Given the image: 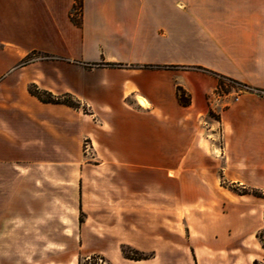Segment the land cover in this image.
<instances>
[{"label": "crops", "instance_id": "obj_1", "mask_svg": "<svg viewBox=\"0 0 264 264\" xmlns=\"http://www.w3.org/2000/svg\"><path fill=\"white\" fill-rule=\"evenodd\" d=\"M74 2L0 0V244L29 241L36 223L55 227V233L39 238L54 244L44 264H78L79 257L93 254L110 264H253L262 255L255 233L264 224L249 204L225 203L217 187L194 192L222 195L215 205L203 198L162 205L160 195L167 193L160 189L125 190L128 197L112 209L92 218L87 212L83 220L79 180L67 187L70 202L59 197L48 202L50 194H66L58 165L65 159L47 153L49 126L34 119L43 122L64 109L35 102L27 87L68 93L96 114L122 116L130 126L126 137L141 148L217 146L218 157L211 156L223 163L225 178L264 190V0H83L80 25L70 17ZM32 50L53 58L17 66ZM143 64L160 67L140 68ZM190 66L257 90L218 95L217 78ZM177 86L189 104L178 101ZM210 109L218 118L204 120ZM60 120L56 116L55 122ZM204 130L219 135L217 143L202 138ZM167 132L183 134L184 141L177 143ZM171 152L178 157L172 161L186 160V151ZM113 157L152 161L147 154ZM49 163L57 164L55 171H48ZM100 191L107 190L89 194ZM165 212L170 216L163 217ZM261 218L264 222L263 210ZM122 244L149 255L125 258Z\"/></svg>", "mask_w": 264, "mask_h": 264}, {"label": "rangeland", "instance_id": "obj_2", "mask_svg": "<svg viewBox=\"0 0 264 264\" xmlns=\"http://www.w3.org/2000/svg\"><path fill=\"white\" fill-rule=\"evenodd\" d=\"M73 16L77 19L80 18V9L74 12ZM30 56L40 57L41 53L31 52ZM23 58L18 61L17 66H23L32 62H25ZM120 67L125 66L121 64ZM165 69L170 70L174 68L167 67ZM241 92H243V90L237 85L232 87L228 85L226 94L229 93V95L234 97ZM62 94L66 95L60 98L61 101L76 104L78 107L74 108L65 104H59L63 106V115L52 114L50 112L48 118H41L44 119L43 122L40 119H34L36 124H47L49 126L50 132L46 141L47 146H45L47 153L53 156H63L65 159L64 163H59L58 165L64 172L66 194L61 196V198L56 194H50L48 195V202L56 203L58 197L59 199H63L66 203L70 202L72 200V195L68 193L67 187H72L73 182L75 186H77V180H79L82 198L84 199V211L80 213L79 218L83 220L88 214L89 216L87 217L92 218L95 215L104 213L105 210L112 209L114 203L128 197L125 194V192H127L125 190L160 189V192L167 193L160 195L159 202L162 205L174 201L190 203L199 201L198 199L200 198H203L205 202L209 204L215 205L222 195H196L194 192H196L195 189L200 187H217L224 191L225 203L241 201L249 204L250 208L253 210L252 213H256L259 216L261 225L264 224L261 218L262 210H264V198L253 195L239 197V194L236 192L246 190L243 189V187L249 188L251 186L241 185L224 177L222 171L223 163L217 162V159H215L216 157H213H218L219 147L177 146L171 149L166 148V150L164 148L160 150V148L153 147H138L136 145L138 143L136 139L126 137V131L130 126L123 123L122 116L96 114L68 93H55L54 95ZM222 95L224 94L222 93ZM42 96L47 98L46 94ZM34 100L37 103L41 102L36 97ZM72 109L77 110L78 113H75ZM56 116H58V118L62 116L63 120H60L59 123L55 122ZM214 118H218V115L210 109L208 116L204 118V120L208 119L212 121ZM133 126L136 127V124L132 125V127ZM200 126L205 128L204 124ZM201 134L202 138L214 139L216 143L218 139H220L219 135L214 136L210 134V132H206V130L202 131ZM54 135H58L59 138L55 139ZM166 135L169 138H175L177 143L184 141V135L181 133L167 132ZM40 143V140L34 141V144L40 145ZM38 148H40V146H38ZM171 151H176L175 154L182 153L183 156L186 151V157L181 156L186 160L172 161L171 159L178 157L172 156ZM136 154H147L148 158L152 159V161L118 162L116 161L117 157H113L115 155L122 157ZM211 154L213 156H211ZM21 164L26 166V164ZM46 165H48L49 172L56 170V168L53 169V166H57V164L49 163ZM94 189L107 191H100L102 193L95 195L89 194ZM181 189L185 190L181 194H168L178 192V190ZM258 189L264 193L263 189ZM144 197L151 198L152 195H144ZM46 201L47 200H43V203ZM147 202L150 201L146 199L145 203ZM39 203L41 202L39 201L38 205ZM91 203L93 206L90 205ZM55 213V210L49 211V214ZM169 216V213H163V217L167 218ZM53 233H55V227L47 226L37 228L36 223H34V227L31 230L33 237H31L29 241L12 244L2 242L0 244V264L46 263L47 255L51 252L50 246L54 244L43 242L39 238ZM257 250L262 253L261 257L256 259L257 264H264V250L262 248H258ZM242 251H245V248H242ZM127 252L130 253L129 250H127ZM78 264L110 263L105 258H100L98 256L91 257V255H89L87 257H79Z\"/></svg>", "mask_w": 264, "mask_h": 264}, {"label": "trees", "instance_id": "obj_3", "mask_svg": "<svg viewBox=\"0 0 264 264\" xmlns=\"http://www.w3.org/2000/svg\"><path fill=\"white\" fill-rule=\"evenodd\" d=\"M82 1L83 0H75L74 2V6H73V11L71 13V20L76 24V25H80V18H75L73 16V13L76 12L78 9L81 10L82 7ZM31 52H39L41 53L40 57H31L30 53ZM31 52H29L28 54H26L24 56V61L28 62V61H34V60H39V59H52L53 56L51 54H48L46 52H42V51H38V50H32ZM105 65L108 66H112V67H120L121 64L120 63H104ZM140 68H158L160 66H156L153 64H143L139 66ZM167 67H175V66H165V68ZM188 68L191 69H197V70H201L203 72L209 73L213 76H215L217 78V87L215 90V93L218 95H222L227 93V87L228 85L230 87L237 85L238 87H240L243 91H254L257 90L255 88H253L252 86H250L247 83L244 82H240L234 78H231L229 76H226L224 74L215 72L213 70H210L208 68L202 67V66H190ZM28 92L33 95L34 97H36L39 101L44 102V103H53V104H65L68 105L70 107H78V105L76 104H71L69 102H65V101H61L60 98L62 96H65L66 94H62V95H54L53 93H51L48 90L42 89L40 87H38L36 84H30L28 86ZM46 94L47 98H44L42 95ZM176 94H177V98L178 101L183 104V105H187L190 103V98L189 96L186 94V92L179 86H177L176 88ZM243 189L246 190H241L240 192H236L239 195H253L256 197H261L264 198V193L261 192L258 188H254V187H243ZM263 218H264V210H263ZM255 237L257 239V241L259 242L261 248L264 250V227L260 228L257 230V232L255 233ZM120 250L122 255L125 258H129V259H142V258H147L149 254H145L131 246L128 245H124L122 244L120 246ZM127 250L130 251V253L127 252ZM100 257V258H104L103 256L99 255V254H93L91 255V257ZM253 264H257V260L253 261Z\"/></svg>", "mask_w": 264, "mask_h": 264}, {"label": "bare ground", "instance_id": "obj_4", "mask_svg": "<svg viewBox=\"0 0 264 264\" xmlns=\"http://www.w3.org/2000/svg\"><path fill=\"white\" fill-rule=\"evenodd\" d=\"M138 101H139V103L142 104V105L145 104V102H144V100H143L142 98H138Z\"/></svg>", "mask_w": 264, "mask_h": 264}]
</instances>
